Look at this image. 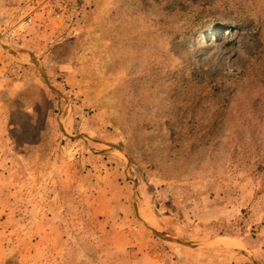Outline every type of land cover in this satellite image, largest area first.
Masks as SVG:
<instances>
[{
  "label": "rangeland",
  "instance_id": "obj_1",
  "mask_svg": "<svg viewBox=\"0 0 264 264\" xmlns=\"http://www.w3.org/2000/svg\"><path fill=\"white\" fill-rule=\"evenodd\" d=\"M28 1L0 0V264H264V0Z\"/></svg>",
  "mask_w": 264,
  "mask_h": 264
},
{
  "label": "built area",
  "instance_id": "obj_2",
  "mask_svg": "<svg viewBox=\"0 0 264 264\" xmlns=\"http://www.w3.org/2000/svg\"><path fill=\"white\" fill-rule=\"evenodd\" d=\"M68 1V2H67ZM70 0H29L16 13V18L23 21L26 26L33 25L37 15L64 19L65 13L62 8L69 7Z\"/></svg>",
  "mask_w": 264,
  "mask_h": 264
},
{
  "label": "bare ground",
  "instance_id": "obj_3",
  "mask_svg": "<svg viewBox=\"0 0 264 264\" xmlns=\"http://www.w3.org/2000/svg\"><path fill=\"white\" fill-rule=\"evenodd\" d=\"M229 30L230 29L226 27H211L202 34L201 41L204 42L206 40L216 39L219 35L224 34Z\"/></svg>",
  "mask_w": 264,
  "mask_h": 264
}]
</instances>
